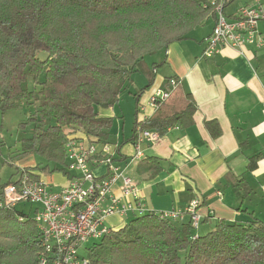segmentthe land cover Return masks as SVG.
<instances>
[{
    "label": "trees",
    "instance_id": "obj_1",
    "mask_svg": "<svg viewBox=\"0 0 264 264\" xmlns=\"http://www.w3.org/2000/svg\"><path fill=\"white\" fill-rule=\"evenodd\" d=\"M220 1L0 0V109L37 103L22 154L44 158L47 164L35 167L42 173L70 176L67 140L81 132L86 143L107 144L113 119L99 109L118 102L134 72H147V83L133 94L136 105L153 82L155 63L147 71L144 58L188 38L210 17L215 20L214 4ZM171 81L153 115L135 118L132 139L138 130L161 136L174 124L193 122L192 94L176 75L166 77V84ZM205 126L214 138L221 133L216 120H205ZM260 156L249 158V169ZM23 173L38 179L28 168ZM18 180L1 184L0 198L3 187ZM188 216L182 224L154 212L129 216L123 227L110 228L87 248L89 264H264L263 220L219 219L196 234ZM44 254L34 219L16 206L0 209V264H38Z\"/></svg>",
    "mask_w": 264,
    "mask_h": 264
},
{
    "label": "crops",
    "instance_id": "obj_2",
    "mask_svg": "<svg viewBox=\"0 0 264 264\" xmlns=\"http://www.w3.org/2000/svg\"><path fill=\"white\" fill-rule=\"evenodd\" d=\"M229 3L230 0H223L224 12L231 17L242 5L228 10L233 5ZM213 25L210 17L188 38L173 42L162 51V60L152 61L153 82L137 97L130 133L110 147L114 164L134 181L137 202L144 213L179 211L182 215L175 222L182 224L189 219L186 209L190 202L198 201L200 221L196 230L200 232L196 234L209 231L219 219L247 223L254 217L264 221V45H245L241 49L224 45L212 56H204L206 38ZM199 27L204 28L198 31ZM259 31L264 41V20L259 23ZM172 75L193 96L197 105L193 122L168 127L153 144L139 130L132 139L135 118L142 120L153 115L149 99L158 90L172 89L170 83L166 84V77ZM99 115L112 117L113 124L122 117L100 109ZM205 120L218 122L221 133L217 137L210 135ZM75 136L86 141L81 132ZM109 141L110 135L107 144ZM136 144L142 151L139 158H133ZM256 154L261 156L256 166L249 169V158ZM29 170L55 188L65 185L62 172H58L60 179L54 182L36 168ZM94 173L104 177L106 169L100 165ZM112 191L121 196L120 181ZM129 213L111 214L106 224L112 229L121 228L130 219Z\"/></svg>",
    "mask_w": 264,
    "mask_h": 264
},
{
    "label": "built area",
    "instance_id": "obj_3",
    "mask_svg": "<svg viewBox=\"0 0 264 264\" xmlns=\"http://www.w3.org/2000/svg\"><path fill=\"white\" fill-rule=\"evenodd\" d=\"M223 7V1L214 4L216 18L206 38L204 56H212L224 45L237 49L245 45H264L259 31V23L264 20V0H255L254 4L240 7L231 17ZM166 96L165 91L155 92L149 99V105L155 110L157 101ZM141 135L152 144L160 138L155 131H141ZM65 148L66 170L70 172V176L63 175L65 185L55 189L44 180H30L27 173H23L17 183L10 182L1 191L0 209L13 208L19 203H30L34 207V221L45 249L38 264H89L88 256L79 254V248L88 238L100 239L109 232L106 224L109 215H128L130 212L129 216H136L145 211L137 202L138 189L134 181L114 164L108 144L96 146L70 138ZM135 150L133 158L142 156L138 144ZM100 165L106 169L104 177H97L93 171V166ZM118 181L121 182V196L112 191ZM197 205L198 201L193 200L186 209L194 229L200 221ZM161 214L170 219L182 215L175 210Z\"/></svg>",
    "mask_w": 264,
    "mask_h": 264
},
{
    "label": "rangeland",
    "instance_id": "obj_4",
    "mask_svg": "<svg viewBox=\"0 0 264 264\" xmlns=\"http://www.w3.org/2000/svg\"><path fill=\"white\" fill-rule=\"evenodd\" d=\"M250 1L251 0H230L229 4L233 5H231L228 10L232 9V7L235 5L243 6V4ZM203 28L204 27H199L198 31L203 30ZM157 53L156 55L154 54L144 58L147 71L150 70L149 65H151L152 61L160 59L162 60L164 53H162V51ZM145 74H147V72H134L128 84L129 89L124 90L120 94L118 102L112 108L100 109L101 112L106 114L112 112L117 116H122L121 118L119 117L114 120L110 134L111 143L108 144L109 147L114 146L117 142H122V137H126L130 133L129 128L131 127L134 119L135 106L133 93H135L141 86H143V84L146 83V79L144 78ZM158 91H165L167 92V95L169 93L167 90ZM36 107L37 103L28 105L25 102H22L18 103L15 107L7 108L4 112H2L0 109V185L7 183L9 179L10 181L18 180L20 173L24 168L30 169L35 168L37 164H40V166L47 164V161L35 152L26 155L22 154V139L25 137H30L33 129L32 122L29 120V115L35 112ZM118 138L119 140H117ZM97 146L101 145L98 144ZM49 165L53 166L52 163H49ZM42 175L46 178L51 177L47 178V180H55L54 182L60 179L57 171L51 174L42 173ZM52 181L49 182L52 183ZM55 189H58V187ZM16 210H23L24 213H27L33 219L36 215L34 207L30 203H19L16 205ZM196 231L200 232L196 229H193V232L196 233ZM99 241L100 239L88 238L82 242L79 248V254L88 256L87 248L91 247L94 243H98Z\"/></svg>",
    "mask_w": 264,
    "mask_h": 264
}]
</instances>
